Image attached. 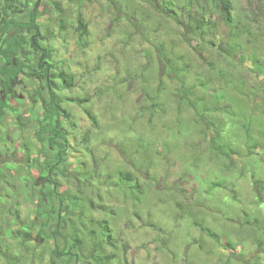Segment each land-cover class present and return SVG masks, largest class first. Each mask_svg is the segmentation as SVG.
Returning <instances> with one entry per match:
<instances>
[{
	"label": "rangeland",
	"instance_id": "1",
	"mask_svg": "<svg viewBox=\"0 0 264 264\" xmlns=\"http://www.w3.org/2000/svg\"><path fill=\"white\" fill-rule=\"evenodd\" d=\"M199 1L209 9L211 0ZM231 1L238 36L218 10L206 19L215 25L213 32L197 37L159 15L146 0H56L59 9L50 2L39 6L37 24L44 46L52 51V62L75 76L72 90L56 91L70 113L63 124L72 147L66 159L67 178L57 174L58 182L72 194L81 188L82 196L95 205L82 218V230H88L89 219L108 220L118 245L107 249L116 255L112 264H264V251L258 246V240L264 243V233L239 223L244 215L264 219V203L252 180L254 173L264 180V151L253 147L258 156L247 153L250 145L264 138V75L253 70L251 61H241L240 54L233 58L221 52L237 37L246 55H256L264 63V0ZM36 5L37 0H29L30 9ZM79 13L89 24L84 48L75 31ZM20 19L29 22L28 12ZM241 30L247 33L241 35ZM158 48L185 69L188 83L198 78L210 83L208 99L215 93L228 99L218 106L220 112L205 115L207 122H214L212 127L194 109L184 108L178 115L174 94L178 85L162 72ZM219 71L233 77L230 87ZM159 83L160 103L167 113L152 116L145 95H154ZM39 86L38 80L24 79L16 89L20 99L9 100L17 113L7 112L0 128V165H12L15 176L26 175L36 183L43 158L54 154L36 137L33 116L40 118L43 109L30 95ZM18 116L26 122L24 129L18 126ZM218 126L227 142V159H220L212 148ZM24 146L30 149V159ZM41 149L46 152L43 158L38 157ZM32 159H39V166ZM229 165L235 170L228 171ZM98 170V181L85 185L79 180L84 171L96 176ZM121 172L138 179L145 193L141 200L123 187ZM17 177L13 182L19 185ZM20 201L22 219H34L38 199ZM7 212L12 217L13 210ZM194 222L215 236L203 233ZM6 225H11L8 219ZM48 245L53 248L55 243ZM41 250H36L35 264H48L50 256L42 260Z\"/></svg>",
	"mask_w": 264,
	"mask_h": 264
},
{
	"label": "trees",
	"instance_id": "2",
	"mask_svg": "<svg viewBox=\"0 0 264 264\" xmlns=\"http://www.w3.org/2000/svg\"><path fill=\"white\" fill-rule=\"evenodd\" d=\"M192 1L171 0L166 3V0H146L159 15L181 25L186 33L197 37L213 32L215 25L211 20H206L207 16L217 10L221 11L224 21L233 31H237L236 35L238 36L240 27L235 25L236 20L232 15L231 0H211L210 10L201 5L199 0ZM47 2L59 9L56 0H37V5L32 9H30L29 0H4V5L0 7V87L7 91L12 88L13 83H23L25 78L40 82V86L30 95V99L35 104H40L43 109L40 118L36 114L33 116V120L38 126L36 137L42 147L47 146L48 151H54V154L47 159L43 158L46 153L44 149L38 152V157L40 154L44 161L41 168H38L39 183L26 175L15 176V167L12 165L7 163L0 165V183L3 186L0 189V256L4 264H24L28 260H30V264H35L36 250L41 248L42 260H45L48 255L50 256L48 264H112L116 260V255L108 253L107 249L114 250L118 245L108 220L89 219L88 230H82L81 227L84 226L82 218L95 205L82 196L81 188L72 194L70 190H63L58 182V175L67 178L66 159L72 147L69 142V132L63 124V119H69L70 113L63 108V98L56 91L57 89L72 90L75 87V76L64 70H58L52 62L51 49L44 46V35L40 25L37 24V13L39 6ZM22 12H28L29 22L21 21ZM60 27L61 31H64L63 23ZM75 31L80 47H86L89 39V24L82 18L81 13L76 18ZM245 33L247 32L241 30V35ZM235 38L234 41H227L221 52L224 51L233 58H237L240 54L241 61H251L254 66L253 70L259 75H264V63L260 62L256 55L253 57L246 55L243 52V44L237 37ZM209 45L212 49L215 48L214 43ZM157 50L163 64L162 72L169 75L170 80L175 81L178 85L174 93L178 115L182 114L184 108H191L198 114H204L201 119L206 121L205 115H214L222 110L218 106L228 100L223 94L220 97L218 93H215L211 100L208 99V95H206L210 88L208 81L198 78L191 85L187 81L185 69L179 66L176 61L173 62L161 48ZM218 74L226 79L228 87L232 85V76H228L225 71H219ZM160 95L161 83L154 95H145L152 108L150 111L152 116L155 114L161 116L167 113L165 106L160 103ZM66 101L79 105L88 103L87 100L77 99H66ZM7 112L16 115L17 110L8 100L0 97V128ZM85 113L95 122V118L89 110H85ZM17 120L19 121L18 126L24 129L26 127L24 119L18 116ZM207 123L210 127L214 125L212 121ZM215 133L217 135L213 137V151L220 159L229 158L227 142L222 137L220 126L215 127ZM262 140L264 141V138ZM263 141L250 145L247 152L250 157L257 155L253 154V147L264 151ZM24 150L30 159V149L24 146ZM31 162H35L39 166V159H32ZM227 169L228 171L235 170L230 165ZM100 171L95 172L96 176H92L89 171H84L80 174L82 180H79L85 185L91 181H98ZM16 177L19 178V185L13 182ZM119 180L131 195L138 198L137 201L141 200L145 193L138 179H134L129 173L121 172ZM252 180L254 192L260 202L264 203V180L258 178L255 173L252 175ZM121 183L120 186H122ZM219 184L215 185L221 186ZM20 199L23 203H33L38 199L34 219L29 221L22 219ZM98 208L101 211L106 210L101 206ZM10 209L13 210L12 217L7 212ZM7 219L10 221V226L6 225ZM239 223L242 227L246 226L255 232L264 233V219H250L244 215L243 220ZM194 225L200 228L203 233L215 236L203 224L194 222ZM50 241L55 243L53 248L48 245ZM33 242H38L39 245L31 246ZM258 246L264 251V243L261 240H258Z\"/></svg>",
	"mask_w": 264,
	"mask_h": 264
},
{
	"label": "flooded vegetation",
	"instance_id": "3",
	"mask_svg": "<svg viewBox=\"0 0 264 264\" xmlns=\"http://www.w3.org/2000/svg\"><path fill=\"white\" fill-rule=\"evenodd\" d=\"M23 85L22 82H18V83H13V86L11 89L5 91L3 88L0 87V97H3L5 100H8V102L11 104V102L9 100L13 99V98H18L17 96V88L21 87ZM39 105V104H38ZM0 160H1V155H0Z\"/></svg>",
	"mask_w": 264,
	"mask_h": 264
}]
</instances>
